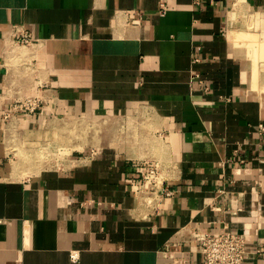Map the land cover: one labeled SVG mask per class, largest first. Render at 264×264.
<instances>
[{"label": "crops", "instance_id": "obj_1", "mask_svg": "<svg viewBox=\"0 0 264 264\" xmlns=\"http://www.w3.org/2000/svg\"><path fill=\"white\" fill-rule=\"evenodd\" d=\"M234 31L264 54V0H0V264H200L222 228L264 264V60Z\"/></svg>", "mask_w": 264, "mask_h": 264}, {"label": "built area", "instance_id": "obj_2", "mask_svg": "<svg viewBox=\"0 0 264 264\" xmlns=\"http://www.w3.org/2000/svg\"><path fill=\"white\" fill-rule=\"evenodd\" d=\"M163 12L164 9L161 5L160 14H163ZM11 37L19 46H27L31 43V39L25 30L17 31V29H14ZM37 109V97L26 95L5 112L4 118L8 119L17 112L26 118H30ZM141 173V182L138 184L137 195L143 197L144 193L156 191L159 175L157 166L152 163H145L144 170ZM145 185L146 187H144ZM148 185L152 188L148 187ZM171 193L172 191L169 189L164 192L166 196L171 195ZM198 251L201 258L200 264H243L246 255L245 238L228 228L207 232L203 234L199 241Z\"/></svg>", "mask_w": 264, "mask_h": 264}, {"label": "rangeland", "instance_id": "obj_3", "mask_svg": "<svg viewBox=\"0 0 264 264\" xmlns=\"http://www.w3.org/2000/svg\"><path fill=\"white\" fill-rule=\"evenodd\" d=\"M249 19L251 20L250 17H249ZM251 24L252 23L249 21V26H252ZM239 32L240 31H237V32L234 31V37H237V38H235V40H238L237 44L240 43V44L237 45V47L249 48L250 51L256 53V55H255L256 57L255 58H258L259 61L262 62L264 60V54L261 53V50H260V48L257 45L255 46L253 42H250V37L255 35L256 33H254V32L252 33L251 31H247L245 35H240L238 37L237 35H238ZM254 63L256 64L257 61H254ZM15 66H17V65H15ZM30 152H31V150H30ZM39 153L41 154V157H40ZM36 154L37 155L39 154V156L35 155L36 159H39V162H43V161L46 160L45 158L47 156L43 153V151H41V152L38 151Z\"/></svg>", "mask_w": 264, "mask_h": 264}, {"label": "bare ground", "instance_id": "obj_4", "mask_svg": "<svg viewBox=\"0 0 264 264\" xmlns=\"http://www.w3.org/2000/svg\"><path fill=\"white\" fill-rule=\"evenodd\" d=\"M258 60H259V59H258ZM258 60H256V61H258ZM256 66H258V65H256ZM253 67H254V66H253ZM259 70H260V69H259ZM255 71H256V70H255ZM255 73H256V72H255ZM255 73H254V71H253V75H254ZM257 73H258V72H257ZM74 128L76 129V127H73V129H74ZM86 128H87V127H86ZM84 130H85V129H84ZM73 131H74V130H73ZM73 131H72V132H73ZM95 136H96V135H95ZM95 136H94V137H95ZM96 138H97V137H96ZM94 140H95V139H94ZM95 141H97V140H95ZM29 151H30V150H29ZM31 151H32V150H31ZM32 152H33V151H32ZM35 153H36V152H35ZM19 154H21V153H19ZM39 154H40V153H39ZM39 154H38L37 156H39ZM22 155H23V153H22ZM24 156H25V155H24ZM21 157H22V156H21ZM40 157H41V154H40ZM19 161H20V160H19ZM33 162H34V161H33ZM36 162H37V161H36ZM48 164H49V163H48ZM58 164H59V163H58ZM55 165H56V164H55ZM28 166H29V165H28ZM56 166H57V165H56ZM58 166H59V165H58ZM13 167H15V166H13ZM147 200L149 201V199H147Z\"/></svg>", "mask_w": 264, "mask_h": 264}]
</instances>
